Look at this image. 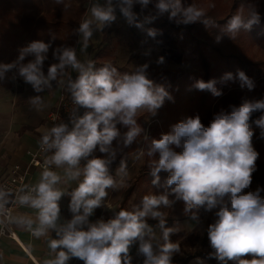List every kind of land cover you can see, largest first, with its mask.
I'll list each match as a JSON object with an SVG mask.
<instances>
[{
    "label": "clouds",
    "instance_id": "1",
    "mask_svg": "<svg viewBox=\"0 0 264 264\" xmlns=\"http://www.w3.org/2000/svg\"><path fill=\"white\" fill-rule=\"evenodd\" d=\"M149 4L153 5L155 14L146 15L144 22L150 23L167 14L178 24L208 23L202 20L203 8L185 6L182 0H155L154 3L153 0H117L116 3L107 0L105 6L94 5L90 12L103 25L115 19L118 8L129 24L142 27V23H137L140 14L133 9L139 5L143 13ZM260 20L258 4L250 2L237 8L228 19L226 31L234 38L241 29L251 30ZM91 24L92 20L86 19L78 29L84 48L93 34ZM147 34L155 37L157 30L149 29ZM49 47L43 41H33L20 50L16 62L0 65V79L6 72L18 68L19 76L37 93L50 88L51 81L65 76L66 69H72L77 76L74 80L69 77L68 91L74 103L86 109L82 116L71 120V127L60 123L43 131L39 146L51 155L44 161L38 182L30 188H21V194L16 197L19 205L36 210V217L35 220L16 217L15 222L26 224L36 237H47L50 231L56 233L57 238L48 239V247L55 257L45 260L44 264H68L72 258L83 264H131L130 247L137 241L139 253L144 256L143 264H172L180 245L170 237L178 228L165 226V213L161 209L170 208L177 200L183 202L184 212L191 214L193 220H198L201 208L208 212L218 209L214 222L208 225L207 236L214 250L210 256L220 264H264V198L260 195L264 189L245 191L252 184L259 158L249 121L253 113L264 112V99H245L239 106L231 105L230 111L221 110L207 126L199 115L187 118L174 125L170 133L151 139L146 153L148 157H156L148 164L153 177L151 183L161 186L160 173H167L163 192L144 195L138 206L130 211L121 209L111 219L90 222L89 218L108 196V190L124 185L128 176L125 161L122 159L117 169L119 180L110 174L109 165L118 152L141 135L137 117L144 111L154 115L165 99L171 97L164 87L147 78V65L115 79L116 68L105 64L95 69L92 61L82 63L73 48L56 49L53 55L58 62L51 64L45 75L43 66ZM29 56L34 59L23 63ZM237 78L241 88L250 91L255 88L254 81L243 71H238ZM232 79V73L223 77L225 81ZM215 84V80H198L194 87L209 90L218 97L222 93ZM31 103L40 110L42 97L32 98ZM255 124L264 139V115ZM113 141L117 142L116 147ZM97 147L104 157L89 159ZM144 155L143 150L138 151L137 159ZM82 160L86 161L83 167ZM51 166L63 168V177ZM69 181H79L70 193L68 207L72 218L58 225L60 200L66 194L59 185ZM11 195L10 191L0 188V214L7 211ZM148 218L158 220L162 230L163 243L156 249L153 246L156 235Z\"/></svg>",
    "mask_w": 264,
    "mask_h": 264
},
{
    "label": "trees",
    "instance_id": "2",
    "mask_svg": "<svg viewBox=\"0 0 264 264\" xmlns=\"http://www.w3.org/2000/svg\"><path fill=\"white\" fill-rule=\"evenodd\" d=\"M54 4L55 8H47L46 13H41V5L44 0H32L33 7H38L39 11L36 20L32 25L27 26V31L30 32V39L33 41L44 40L46 43H51L56 40L59 45L67 48L75 49L76 53L82 54L76 50L75 41L78 35L80 22L86 12V7L82 0H62L57 3L56 0H45ZM29 0H24L21 6H27ZM155 0H153V3ZM250 2L258 4V11L261 15V20L258 24L252 26L251 30L245 31L241 29L233 38L226 31L228 19L236 13L237 8L241 5H247ZM182 3L187 5H196L203 8L205 16L202 20H207L208 23L195 22L191 24H178L174 20H170L167 14L158 16L155 20L144 22V19L138 17L137 23H142V27H137L143 35H148L149 29H156L155 37L165 36L172 39L178 46L184 49L186 56L185 60L195 64V67H175L161 68L149 73H145L147 78L152 80L155 85L162 86L169 93L171 99L166 98L161 108L157 111H162V115L158 123L148 125L147 131L144 130L143 117L145 112L137 117V123L142 128L141 136L143 142L141 149L145 152L142 157V169L130 180L125 193L120 201L116 212L121 209L129 210V199L132 194L147 195L149 191L163 189L162 185L167 179L168 174L160 173L161 186H154L151 181L150 168L148 164L151 159L156 157H148L147 151L150 147L151 139H158L162 134H168L172 131L174 125L199 115L201 122L207 126L214 115L221 110L230 111L231 105L239 106L243 100H259L264 99V0H182ZM29 5V6H30ZM214 5V7H212ZM139 5H136V7ZM149 11L146 15L155 14V9L152 4L148 5ZM64 11L66 13L64 14ZM145 15V16H146ZM63 32L70 34L66 38ZM60 34L62 37H60ZM217 37H220L217 40ZM72 39V40H71ZM90 52L87 53L90 60L99 68L105 64L116 68L114 74L115 79L121 78L124 74H133L135 71L127 68L116 66L114 62V48L108 42L104 45H91ZM10 41L0 42V65H6L12 57L9 53ZM102 61V62H99ZM111 62V63H110ZM50 65L47 63L43 66V70L47 73V68ZM238 71H243L250 79L254 81L255 88L248 90L240 87V81L237 78ZM226 73H232L234 79L223 80ZM77 73L71 79H75ZM215 80V87L221 91L222 95L214 96L209 90H198L194 87L196 81ZM86 109L81 107L82 115ZM264 112L258 111L253 113L250 118V127L256 131L257 125L255 120L259 119ZM118 127H120L118 125ZM121 131L125 129L121 128ZM147 136V139H145ZM137 139V138H136ZM254 148L259 152L257 160V170L253 173V177L259 188L264 189V141H252ZM136 140L127 148H123L118 152L116 159L109 165L114 166L121 162L126 156L133 151ZM97 147L96 153L92 154L95 157H101ZM264 198V190L260 193ZM201 210V209H200ZM199 210V211H200ZM130 211V210H129ZM191 217V214L185 216ZM206 223L199 245L194 251V254H187L178 259L172 264H185L193 256L202 258L207 264H213L218 260L211 257L210 254L214 251L210 246V241L207 236L208 225L213 223L215 218H211L205 214ZM165 225H170L173 221L172 217L166 215L164 217ZM158 226V220L148 218Z\"/></svg>",
    "mask_w": 264,
    "mask_h": 264
},
{
    "label": "crops",
    "instance_id": "3",
    "mask_svg": "<svg viewBox=\"0 0 264 264\" xmlns=\"http://www.w3.org/2000/svg\"><path fill=\"white\" fill-rule=\"evenodd\" d=\"M96 3H100L96 1ZM86 19L92 20L91 30L92 36L88 41L87 47L84 48L83 37L78 32L76 40V50L80 51L84 56L90 52L91 45H99L101 42L102 31L106 29V23L101 25L91 17V12L87 11L82 22ZM1 41H6L4 38ZM12 53V51L10 52ZM77 55V54H76ZM18 55H12L9 64L17 61ZM87 57V56H86ZM31 59H34L32 57ZM29 59L23 61L27 63ZM45 72V71H44ZM66 75L58 77L57 80L51 81V87H45L42 92L37 93L30 83L24 81L18 74V68H13L6 72L4 77L0 79V179L3 178L9 169L15 163L25 164L27 149L36 147L42 137L43 131L47 130L48 121L46 114L48 111L55 109L57 105L59 94L64 83L69 77H74L76 72L72 69H66ZM47 73L45 72V75ZM63 81V83L61 82ZM40 96L43 100V106L40 110L31 103L32 98ZM96 153V150L92 153ZM91 156L89 157V159ZM117 166H110V174L119 180L117 176ZM52 170L56 171L63 177V168H56L52 166ZM40 170H33L29 182L35 185L40 177ZM79 181H69L68 183H61L59 187L65 190V195L60 200V219L58 225L66 224L72 218V213L69 211L70 193L78 185ZM127 185L124 183L122 187L117 189H109L108 196L105 198L101 208L94 211V214L89 218L90 222H95L98 219L108 220L114 217L120 201L125 193ZM10 200V197H9ZM16 217L31 218L35 220L36 210L20 206L13 210L11 214V224L17 233L19 240L25 246L23 241L28 244L27 249L36 259L44 264L45 260L53 259V253L48 247V239L57 238L55 231H50L47 237L30 236L22 225L15 222ZM148 224L153 228L156 235V240L153 241L154 249L159 243H162V230L148 220ZM173 222V221H172ZM173 227H181L178 221L171 223ZM170 224V225H171ZM167 226V225H165ZM35 227V224H33ZM23 240V241H22ZM131 264H143L144 256L139 253V241L130 247ZM180 259V258H179ZM190 258L185 264H190ZM178 259H173L172 262ZM194 259V264L197 262ZM205 262V261H204ZM30 259L27 257L22 248H20L13 240L2 237L0 239V264H29ZM68 264H83V261L72 258ZM204 264V263H203ZM205 264H207L205 262ZM214 264V263H213Z\"/></svg>",
    "mask_w": 264,
    "mask_h": 264
},
{
    "label": "rangeland",
    "instance_id": "4",
    "mask_svg": "<svg viewBox=\"0 0 264 264\" xmlns=\"http://www.w3.org/2000/svg\"><path fill=\"white\" fill-rule=\"evenodd\" d=\"M22 1L24 0H0V39L4 38L5 40L10 41L9 53L12 51L13 56L16 54L19 56L20 50L32 42L30 39V32L27 31V26L32 25V23L36 20L37 13L40 11H37L39 9L38 7H33L32 4L30 5L32 0H29L28 4H26L27 6L23 7L20 3ZM96 1H99L100 3H96ZM82 2L84 3L87 12L90 11L94 5L105 6L107 0H82ZM116 2L117 0H113V3ZM47 8L54 9L55 5H51L50 2L44 0V3L41 5V13H46ZM133 10L140 14L139 17L141 19H144L146 12L149 11L147 7V9L141 13V9L138 6H134ZM65 13L66 11H64V14ZM81 23L82 21L80 24ZM63 35L66 38L70 37L68 32H63L62 36ZM62 36L60 34V37ZM40 41L45 42L44 40ZM105 42H108L114 48L115 58L113 63L116 66L127 68L135 72L144 65H147L145 73L159 70L161 68H175L179 66L185 68L195 67L194 63L185 60L186 53L184 49L178 46L175 41L165 38V36L152 37L141 34L136 24H129L127 18L123 16L118 8L115 12V19L111 22H107L106 29L104 28V31H102L100 43L104 45ZM48 44L50 47L49 52L47 53V59L44 61V65L46 63L48 65L57 63L58 61L53 55L54 51L56 49L65 48V46L59 45L56 40ZM261 50L264 52V45L262 46ZM76 54L78 60H80L82 63L86 64L88 61H91L87 55L86 57L84 54ZM26 58L31 60L32 57L29 56ZM161 58H163L162 63L159 62ZM10 60L11 59H9V61ZM98 68L99 64L97 63L95 65V69ZM144 112L145 115L142 120L145 125L143 130L145 134L149 124L152 125L154 123H158L162 115V111H156L154 115L147 111ZM260 132L261 129L257 126L252 141H264V139L260 137ZM143 137L144 136L141 135L137 137L133 151H131L124 159L128 171V176L125 178L124 182L127 186L130 180H132V178L136 176V174L142 169V158L137 159V153L141 149ZM116 146L117 142L113 141V147ZM104 155L105 154L102 153L100 155L101 158H103ZM115 166L119 168L120 162L115 164ZM262 170L264 172V166ZM257 188L258 185L253 177L250 188L246 189L245 191H255ZM163 190L164 189H157L154 191H149L148 194H160L163 192ZM142 197L143 196L136 195L135 193L132 194L128 201L129 210H132L135 206H138L142 200ZM170 199H172V197H170ZM217 210L218 209H213L212 211L208 212L201 208V210L198 212V220H193L191 217H185L186 213L184 212V205L182 201L177 200L170 208L161 209V211L165 213V216L168 215L169 217H172L173 222L178 221L179 225L181 226L177 227L178 231H176L170 237L172 242L178 243L180 245V252L174 254L172 260L182 258L189 253L194 254V251L198 247L203 234L207 218L205 217V214L211 218H215V212ZM166 227L173 226L171 224L167 225ZM23 243L25 246L28 244L26 241H23ZM194 259H196V262L203 261L205 264L204 260L198 256H193L189 263L194 264ZM214 264H220V262L217 261ZM229 264H232V262H229Z\"/></svg>",
    "mask_w": 264,
    "mask_h": 264
},
{
    "label": "built area",
    "instance_id": "5",
    "mask_svg": "<svg viewBox=\"0 0 264 264\" xmlns=\"http://www.w3.org/2000/svg\"><path fill=\"white\" fill-rule=\"evenodd\" d=\"M79 116H82L81 107L76 105L73 101L71 93L68 91V81L63 84L57 105L55 109H52L47 112L46 118L48 121L47 129H50L52 126L58 125L60 123L68 124L71 127V120ZM41 140V139H40ZM51 152H44L41 150L39 143L33 149H27L25 151L26 162L25 164L15 163L9 167L7 174L0 179V188L8 190L12 193L10 196V203L6 206L7 211L3 214H0V239L2 237H7L23 249L27 257L30 259L29 264H41L36 257L29 253L27 247H25L11 224V214L13 210L19 205L16 203V197L21 194L20 189L27 186L30 188L33 186L29 182V179L32 175L33 170H43L44 161L46 157L50 156ZM86 163L85 160L81 161V167ZM52 167V166H51ZM21 228H24L25 231L30 235L32 234L31 229L27 225H22Z\"/></svg>",
    "mask_w": 264,
    "mask_h": 264
}]
</instances>
